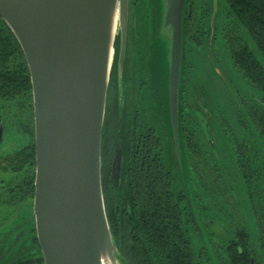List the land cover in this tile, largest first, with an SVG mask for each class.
Masks as SVG:
<instances>
[{
    "label": "flooded vegetation",
    "instance_id": "flooded-vegetation-1",
    "mask_svg": "<svg viewBox=\"0 0 264 264\" xmlns=\"http://www.w3.org/2000/svg\"><path fill=\"white\" fill-rule=\"evenodd\" d=\"M212 2H188L195 15L185 32L179 160L164 102L156 101L154 85L143 77L144 66H150L140 49L143 27L135 22L139 37L135 39L131 22L122 72L116 60L107 88L101 179L105 189L110 186L108 190L126 193L130 168L163 167L170 178V193L181 209V230L193 249V264H264V130L260 127L264 126V108L259 102L263 97L233 58L238 45L248 47L245 51L250 54L255 49L223 0H217L212 17ZM263 50H259L261 56ZM192 58L201 64L194 66ZM207 66L206 78L194 77L195 67ZM8 103L0 100V143L7 129L26 134L24 116L20 113L12 119ZM25 147L0 148V163ZM114 163L119 167L116 179L112 178ZM177 175H181V187L175 183ZM10 179L7 171L0 170V264H44L34 215L29 225H19L11 240L12 227L4 229L11 219L7 210L32 200L33 214V196L12 191Z\"/></svg>",
    "mask_w": 264,
    "mask_h": 264
},
{
    "label": "water",
    "instance_id": "water-1",
    "mask_svg": "<svg viewBox=\"0 0 264 264\" xmlns=\"http://www.w3.org/2000/svg\"><path fill=\"white\" fill-rule=\"evenodd\" d=\"M161 2V4H160ZM187 0H152V30L167 35L159 97L178 153ZM215 16L217 0L212 2ZM0 19L25 58L32 88L33 215L44 264H121L101 188V138L118 38L122 72L129 0H0ZM259 102L264 108V97ZM119 167H112L116 179Z\"/></svg>",
    "mask_w": 264,
    "mask_h": 264
},
{
    "label": "trees",
    "instance_id": "trees-1",
    "mask_svg": "<svg viewBox=\"0 0 264 264\" xmlns=\"http://www.w3.org/2000/svg\"><path fill=\"white\" fill-rule=\"evenodd\" d=\"M188 2L189 0L186 2L184 12L183 43L185 32L188 30L187 22L195 15V10L188 8ZM223 2L236 22L251 37L250 39L247 36L255 49V52L251 51L250 54L245 51L248 47L236 46L234 63L245 78L254 82L257 92L264 97V56L259 54V50L264 48V0ZM153 11L152 0H129V34L133 19L134 23H140L139 25L148 31L154 22ZM143 14L144 18L141 17ZM245 42L247 43L246 40ZM118 43L117 38L114 63L117 60ZM255 53L257 55H254ZM260 53L264 55V50ZM0 100L9 101L12 119L18 118L19 113L25 116L27 121L23 131L31 138V144L21 151L12 153L10 158L5 159L6 163H0V170L7 171L10 175L12 191L15 189L18 192H25L26 198H30L34 193L35 177L32 88L27 64L19 44L1 19ZM156 101L162 103L157 93ZM260 127L264 130L263 125ZM129 170L128 181L124 186L126 193L108 190L110 186L105 189L101 179L105 215L120 263L193 264L194 252L182 234L181 209L170 193L168 173L157 164L151 167L134 166Z\"/></svg>",
    "mask_w": 264,
    "mask_h": 264
},
{
    "label": "rangeland",
    "instance_id": "rangeland-1",
    "mask_svg": "<svg viewBox=\"0 0 264 264\" xmlns=\"http://www.w3.org/2000/svg\"><path fill=\"white\" fill-rule=\"evenodd\" d=\"M220 6L222 7L221 4ZM142 13L143 11L141 9V15ZM134 14L135 13L133 12V15ZM141 17L144 18V14ZM133 26H134L133 27V37H135V39L139 38L138 35H136L137 28L134 23V19H133ZM151 29H152V26L150 29H148V31H145L144 28L141 30L140 33L144 36V46L140 47V49L142 50L141 52H143L144 55L147 58H149V64H150L148 68L146 67V65L144 66L145 71H144L143 77L148 81L150 85H154V91H155V96H156V93L159 92V89L161 92L162 85H163V82L166 76L169 40H168L167 35L164 36L163 38H158L157 35L155 34V30L153 32V30ZM191 61L194 62V66L201 64L200 60L195 59V58H192ZM218 68L219 70L222 71L225 77H227V75L229 76V74L227 73L225 69L220 68V66ZM146 70H148L149 72L148 76H147ZM205 73H209L208 66L205 68L195 67L194 71L192 72L194 77H196L197 79L206 78L204 76ZM248 90L250 92L254 91L252 89H248ZM157 94L159 95V93ZM218 97L220 100L221 97L220 96ZM22 120L24 122L27 121L25 116L22 118ZM30 142L31 140L28 135L22 134L14 129H11V130L7 129L4 131L2 141L0 143V148H4L6 151H9L15 148H22L24 146H27L28 144H30ZM181 182H182L181 175H177L175 178L176 185L181 187L180 186ZM7 212L10 214L11 219H10V223L4 229L8 230L10 227H12L13 230L11 231L10 237H9V240H11L13 239L14 233L20 228L19 227L20 224L26 223L27 225H29L30 218L33 215L32 214V200L27 201L26 205L20 204L10 210H7ZM26 226H22L21 228L26 227ZM193 246L194 248L198 247V245H196L195 242L193 243ZM27 252L29 253V248H27Z\"/></svg>",
    "mask_w": 264,
    "mask_h": 264
}]
</instances>
